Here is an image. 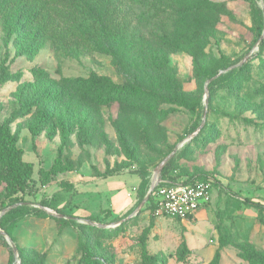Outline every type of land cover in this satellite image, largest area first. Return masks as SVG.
<instances>
[{
    "label": "rangeland",
    "instance_id": "obj_1",
    "mask_svg": "<svg viewBox=\"0 0 264 264\" xmlns=\"http://www.w3.org/2000/svg\"><path fill=\"white\" fill-rule=\"evenodd\" d=\"M261 24L264 0L7 3L0 124L31 175L17 204L30 212L2 229L17 258L0 234V264H208L216 251L219 264H259L245 252L264 256ZM99 77L118 87L111 105L93 102ZM170 153L168 180L216 179L184 220L153 215L152 193L141 205ZM1 203L0 179V220Z\"/></svg>",
    "mask_w": 264,
    "mask_h": 264
},
{
    "label": "trees",
    "instance_id": "obj_2",
    "mask_svg": "<svg viewBox=\"0 0 264 264\" xmlns=\"http://www.w3.org/2000/svg\"><path fill=\"white\" fill-rule=\"evenodd\" d=\"M13 1L15 0H0V12L7 3ZM37 12H38L37 10L33 11L30 18L31 20L36 18ZM104 30L106 32H109L110 34L112 33L114 34V32L111 31L109 27H104ZM262 31H263V24H261L258 34L253 40V43H256L257 41H259V43L261 42L263 43L264 39L260 38ZM216 73L217 71H213L211 78ZM220 79L221 76L217 77L212 81L211 85L213 86V84L219 81ZM90 82L94 89L93 94L95 93V97H93L94 100L92 99L93 102L99 105H111L117 99L119 92L118 87L116 83H113L108 77L92 78ZM66 136L67 133L65 132L64 137ZM21 154L22 151L21 149L18 148L16 144L15 135L10 131V128L6 124H0V179L5 183L9 202H10L9 205L10 207L1 215V220H0L1 229H4L6 224L11 223L30 212L29 210L22 209L21 206L17 205L22 202L19 199L18 192H23L25 190V186L28 184V180L31 175V164L29 162L24 161L21 157ZM161 160L162 158L159 159V161ZM169 167L170 164H165L161 172L162 174L160 175V178L167 180L171 179L170 177H168L167 174V170L169 169ZM41 173L43 175L44 181H47L46 171L42 170ZM206 176L208 175L204 173H197V174H190L184 176L182 179L176 178L174 180L179 179L177 181L187 182L194 179L205 178ZM40 204L51 207L57 212H60L62 215L67 216V213L65 211H63L61 208L53 207L51 203L48 202L47 200L44 199L41 200ZM1 208L5 209L6 205L4 203H1ZM245 256L250 261L255 260L259 264H264L263 255L254 253L252 251H246ZM86 261L88 263L95 264L90 254L87 255ZM208 264H219L218 251L214 253L212 259L209 261Z\"/></svg>",
    "mask_w": 264,
    "mask_h": 264
},
{
    "label": "built area",
    "instance_id": "obj_3",
    "mask_svg": "<svg viewBox=\"0 0 264 264\" xmlns=\"http://www.w3.org/2000/svg\"><path fill=\"white\" fill-rule=\"evenodd\" d=\"M216 180L211 176L187 182L159 179L152 190V214L187 219L211 201Z\"/></svg>",
    "mask_w": 264,
    "mask_h": 264
},
{
    "label": "water",
    "instance_id": "obj_4",
    "mask_svg": "<svg viewBox=\"0 0 264 264\" xmlns=\"http://www.w3.org/2000/svg\"><path fill=\"white\" fill-rule=\"evenodd\" d=\"M263 34H264V27H263V31H262V33H261L260 38H262ZM219 73H220V72H218L217 74H219ZM170 155H171V153H170L169 155H167L166 157H164V158L160 161V163L157 165V167H156V169H155V172H156V175H155V178H154V179H155V182L150 186V188H149L147 194L145 195L144 199H143L142 202H141V205H143V204L148 200V198H149V196H150V193L152 192V190H153V188H154V186H155V184H156L157 177H158V176L160 177L159 172L161 171L162 167L165 165V163H166V161L168 160V158L170 157ZM6 210H7V208L4 209V211H6ZM63 216H64V215H63ZM64 217H68V216H64ZM88 222H89L90 224L96 225V223H94V222H92V221H89V220H88ZM0 234H3V235L6 237V241L11 245V247H12V249H13V251H14L15 260H16L18 254H17V249H16V247H15V245H14L12 239H11L8 235H6V234L4 233V231H3L1 228H0Z\"/></svg>",
    "mask_w": 264,
    "mask_h": 264
},
{
    "label": "crops",
    "instance_id": "obj_5",
    "mask_svg": "<svg viewBox=\"0 0 264 264\" xmlns=\"http://www.w3.org/2000/svg\"><path fill=\"white\" fill-rule=\"evenodd\" d=\"M203 207H205V206H203ZM203 207H201L200 209H202ZM200 209H198V210H200ZM198 210H197V211H198ZM197 211H196V212H197ZM196 212H195V213H196ZM197 213H198V212H197ZM197 213H196V215H197ZM192 216H193V215H192ZM183 220H184V219H183Z\"/></svg>",
    "mask_w": 264,
    "mask_h": 264
},
{
    "label": "bare ground",
    "instance_id": "obj_6",
    "mask_svg": "<svg viewBox=\"0 0 264 264\" xmlns=\"http://www.w3.org/2000/svg\"><path fill=\"white\" fill-rule=\"evenodd\" d=\"M15 245V244H14Z\"/></svg>",
    "mask_w": 264,
    "mask_h": 264
}]
</instances>
